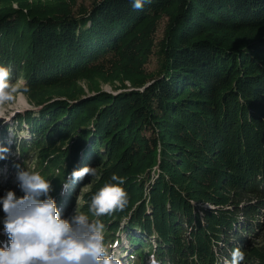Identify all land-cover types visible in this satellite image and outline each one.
I'll use <instances>...</instances> for the list:
<instances>
[{
    "label": "trees",
    "instance_id": "16d2710c",
    "mask_svg": "<svg viewBox=\"0 0 264 264\" xmlns=\"http://www.w3.org/2000/svg\"><path fill=\"white\" fill-rule=\"evenodd\" d=\"M132 5L99 0L82 19L69 10L0 16V66L29 91L94 71L151 16L167 11L169 21L156 77L107 101L101 93L45 104L39 119L24 114L33 145L14 141L19 161L50 181L56 207L79 197L78 213L113 174L123 177L127 206L100 217L106 244L129 252L122 263L143 264L155 251L158 264H225L239 246L241 264H264V0ZM86 166L96 175L70 178Z\"/></svg>",
    "mask_w": 264,
    "mask_h": 264
},
{
    "label": "clouds",
    "instance_id": "9594fccd",
    "mask_svg": "<svg viewBox=\"0 0 264 264\" xmlns=\"http://www.w3.org/2000/svg\"><path fill=\"white\" fill-rule=\"evenodd\" d=\"M146 3L151 0H133L132 6L141 10ZM10 77V68L0 66V107L29 91L26 84L11 82ZM7 152V148H0V159H5ZM86 175L95 176L96 168L73 170L70 178L82 180ZM16 180L24 195L18 198L10 190L0 198L4 231L9 237V243L0 247V264H122L116 252L109 251L114 246L106 244V225L100 217L127 206L123 177L113 174L114 183L104 184L92 195L88 212L75 213L71 220L60 216L55 199L49 195L51 183L40 172L20 169ZM68 186L63 183L65 190ZM244 260L245 252L237 246L225 264H241ZM149 264H158L155 251L149 256Z\"/></svg>",
    "mask_w": 264,
    "mask_h": 264
},
{
    "label": "rangeland",
    "instance_id": "374dc122",
    "mask_svg": "<svg viewBox=\"0 0 264 264\" xmlns=\"http://www.w3.org/2000/svg\"><path fill=\"white\" fill-rule=\"evenodd\" d=\"M91 2L92 0H0V16L5 13L14 12L15 14L18 13L19 15L24 14L27 16L44 14V16L50 15L51 17H58L60 14L66 12V10L76 13L80 8L90 6ZM166 12L167 11L159 12L158 16H151L145 23L141 24L139 28L136 29L132 38L125 42L122 52L112 57V59H109V61L106 59L102 64L96 66L97 68H95L94 71L87 70L83 74L57 82L55 85L35 86L27 93L18 94L13 103L0 107V148H2L4 142H6V144L9 143V135H13L11 132L15 133V129L19 127L20 131L18 133V138L12 141H27L30 144L32 142V136H30L32 135V131L29 128L31 121L23 120L22 116L26 113H31V117L34 116V118L39 119V112L44 108L43 106L46 102L48 104L47 107L50 106V103L61 102L59 100L50 102V98L52 97H68L72 94H76L75 96L84 98V101H81L84 103L99 98L98 96L102 93L106 94L101 96L102 100L107 101L109 95L114 97L117 96L119 92H123L127 89H134L135 87L132 86L131 82H138L136 84H140L145 81L147 82V80L151 81V78L156 77L158 71H160L158 68H160L162 64L163 56L160 55L163 48L162 41L164 40V33L169 22L167 15H165ZM261 31L263 32L264 30ZM257 35L258 33L254 34V36ZM134 80H136V82H134ZM11 82L27 85L23 76L16 80L11 79ZM136 89H139V86H136ZM33 100H39V102L36 103ZM99 107L102 109L105 106L99 105ZM16 111L24 112L16 113ZM50 111V109L43 110V112L47 114H50ZM18 120L26 122V125L17 127L16 121ZM4 127L7 128L4 129ZM29 146L31 147V145ZM15 151H17V149H15ZM17 153L18 152L15 153V156L10 152L5 153L8 155L10 162L0 170V198L4 197L10 190L13 191L18 198L24 195L18 186L16 173L20 169L25 170V167L23 166L24 163H19V159H16L19 157ZM32 155L33 154L28 157L29 165L34 164L31 161ZM34 162L36 161L34 160ZM87 189L88 188L85 187L83 191ZM80 203L81 200L79 197L76 198L73 204L72 198L69 197L68 201L62 203L64 206L59 204L58 211L60 216L71 220L74 214L78 213ZM68 206H70V209ZM67 209H69V211H67ZM4 219L5 214L2 210V206H0V224L4 223ZM1 231L3 232L2 235L5 236L4 229H0V232ZM249 238V236H246L245 240ZM261 242L262 240L259 238L253 241L252 244L259 246ZM6 245L7 242L3 239L0 247ZM258 259L257 263L263 264V262Z\"/></svg>",
    "mask_w": 264,
    "mask_h": 264
},
{
    "label": "water",
    "instance_id": "95a60500",
    "mask_svg": "<svg viewBox=\"0 0 264 264\" xmlns=\"http://www.w3.org/2000/svg\"><path fill=\"white\" fill-rule=\"evenodd\" d=\"M99 3V0H92V2L90 3V6H85L84 8H80L78 10V12L74 13V14H71L73 18H76V19H82V18H87L91 13L92 11L94 10L96 4ZM61 19V18H60ZM58 19V20H60ZM127 90H131V89H127ZM84 98H79L78 96H74V97H58V98H55V97H52L50 98V102L51 101H61V102H68L69 104H73V103H77L81 100H83ZM47 104V102L45 103ZM44 104V105H45ZM19 112H24V111H19ZM18 111H16V113H19ZM15 113V114H16ZM207 206V205H205ZM204 207V205H203ZM208 207H210L211 209L213 208L211 205H208Z\"/></svg>",
    "mask_w": 264,
    "mask_h": 264
}]
</instances>
